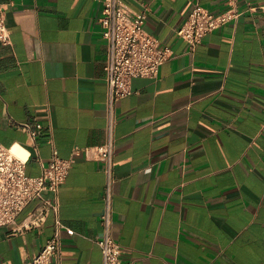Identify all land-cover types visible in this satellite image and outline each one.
<instances>
[{
	"label": "crops",
	"instance_id": "crops-1",
	"mask_svg": "<svg viewBox=\"0 0 264 264\" xmlns=\"http://www.w3.org/2000/svg\"><path fill=\"white\" fill-rule=\"evenodd\" d=\"M172 55L153 78L135 77L116 105L113 236L130 264H264V0H125ZM243 13L195 47L177 36L190 7ZM10 43H0V144L30 146L19 124L38 120L34 177L56 155L70 169L56 197L59 258L101 264L104 163L74 153L106 138L107 54L102 0H0ZM13 146V147H14ZM0 226V264H24L55 230ZM20 229V230H19Z\"/></svg>",
	"mask_w": 264,
	"mask_h": 264
},
{
	"label": "built area",
	"instance_id": "built-area-1",
	"mask_svg": "<svg viewBox=\"0 0 264 264\" xmlns=\"http://www.w3.org/2000/svg\"><path fill=\"white\" fill-rule=\"evenodd\" d=\"M264 11V6L261 7ZM243 10L234 1L218 14H213L199 3H194L177 36L184 39L190 49L200 43L208 33L220 26L237 19ZM145 12H136L125 0H102L101 13L98 17L100 33L106 42L107 54L104 64V81L107 87L105 141L101 145L75 147L74 153H82L87 159L100 160L104 163L106 183L103 195V211L99 221L101 235L96 243L102 255L101 264H130L120 261L121 246L113 236L112 222V157L114 151V127L117 121L116 105L120 99L131 92L130 83L135 77L153 78L159 66L169 59L172 52L169 47L161 45L156 38L144 29ZM0 43H10V31L5 22V13L0 4ZM30 137V146L22 148L25 157L16 155L12 148L0 144V226L14 225L21 210L32 200L41 202L37 210L26 216L18 225L22 230L38 228L51 211L55 217V230L41 249L33 253L24 264H50L52 258H59L62 229L68 235L73 231L64 227L57 215V202L46 197L50 193L56 197L59 187L64 183L70 161L56 155L53 149L52 159L41 166L38 176H28L25 164L32 152L37 151V137L43 129L40 121L19 124ZM20 147V146H19ZM19 229V230H20Z\"/></svg>",
	"mask_w": 264,
	"mask_h": 264
},
{
	"label": "bare ground",
	"instance_id": "bare-ground-1",
	"mask_svg": "<svg viewBox=\"0 0 264 264\" xmlns=\"http://www.w3.org/2000/svg\"><path fill=\"white\" fill-rule=\"evenodd\" d=\"M13 152L20 156V157H25L26 155V151H24L22 148H20L19 146L15 145L13 148H12Z\"/></svg>",
	"mask_w": 264,
	"mask_h": 264
}]
</instances>
